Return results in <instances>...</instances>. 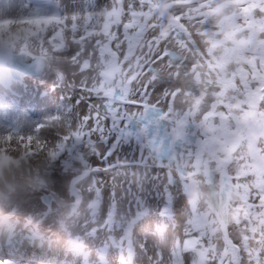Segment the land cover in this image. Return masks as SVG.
<instances>
[{
	"label": "snow or ice",
	"instance_id": "snow-or-ice-1",
	"mask_svg": "<svg viewBox=\"0 0 264 264\" xmlns=\"http://www.w3.org/2000/svg\"><path fill=\"white\" fill-rule=\"evenodd\" d=\"M21 19L43 23L21 53L63 65L71 92L27 137L65 120L48 152L70 180L69 221L123 264H264V0L0 11L5 32Z\"/></svg>",
	"mask_w": 264,
	"mask_h": 264
},
{
	"label": "rangeland",
	"instance_id": "rangeland-1",
	"mask_svg": "<svg viewBox=\"0 0 264 264\" xmlns=\"http://www.w3.org/2000/svg\"><path fill=\"white\" fill-rule=\"evenodd\" d=\"M56 3L60 5L61 10L68 9L75 11L89 4H95L96 7L105 5L107 0H57ZM27 5L32 7L30 3ZM26 10L27 8L19 9L18 6L14 4L13 0H0V11H3L6 15L18 16ZM1 53L2 52H0V73L4 74L5 79H8L10 76L1 59ZM44 72L45 71L39 75L28 76L22 82H16L19 86L18 88L22 90L24 94H20L19 91H11L9 85L6 86L0 83V122L5 128L2 131L13 130L24 134L31 133L37 124L44 122L43 115L48 114L49 118L59 116L66 109L68 95H71V92L68 93V89L64 87V91L59 94L60 100L57 96L55 98L58 104L52 103L55 100H52L48 92H46L48 91V85L44 87L41 82L39 83V81L42 80L41 77ZM51 82L52 83L49 85L52 86L55 84V86L57 85V89L62 85L56 77ZM57 82L59 83L57 84ZM36 83L39 84L37 85ZM64 99H67L66 104H59V102H63ZM51 104H54L53 107H50ZM19 110L25 111V113ZM29 117L32 118L33 121H29L31 120ZM46 195H51L53 198L50 204L44 201ZM35 197L40 205L46 209L45 211L37 210L33 212L32 209L34 208L31 203L27 201L11 208L6 214L0 215V221H2L5 226V229H3L5 240L10 242L5 245L7 249H14L20 242H25L23 239L32 238V241H35L39 238L41 240H39L38 243L32 244L34 245L33 249L29 248L34 250V252L28 251L25 255H21L25 258L13 259L9 257H0V264H87V261L92 264H123L119 249L114 245L106 244V237L102 231L101 234L99 233L100 231H98L97 238L99 235L101 237H99V239L96 238L93 246L90 247L88 243V233L91 232V229L89 230L85 224V234L80 237V234L66 227L61 230V224L63 223L61 219L62 215H56V219L48 222V215H54L53 211H50L51 208L54 205H60L58 200L59 197L55 190L40 192L36 194ZM38 211L44 212V214ZM28 212H30V215H27L29 214ZM78 238H80V241ZM53 239L54 243H51ZM63 241H65L64 244L68 253L66 259L60 262L57 258L61 252L59 251V243H63ZM69 242L72 243V246H70ZM80 242H82V244L84 243L82 247H80ZM47 243L51 244L56 249H54V253L58 252L55 254L56 257L49 255V253L51 254L50 250L52 246ZM41 255H45L46 257H42ZM30 256L33 258H29Z\"/></svg>",
	"mask_w": 264,
	"mask_h": 264
},
{
	"label": "clouds",
	"instance_id": "clouds-1",
	"mask_svg": "<svg viewBox=\"0 0 264 264\" xmlns=\"http://www.w3.org/2000/svg\"><path fill=\"white\" fill-rule=\"evenodd\" d=\"M43 27L39 20L21 19L12 23L8 32L14 34L16 47L12 49H3L0 52L5 54H20L25 47V37L29 33H35ZM8 32L0 26V35L7 36ZM36 55V48L33 46L32 53L28 56ZM52 72L57 69L64 71V66L57 64L50 67L49 62H45ZM68 119H72L71 116ZM66 122L64 119L52 120L44 126V131L38 137L28 141L30 133L20 135L3 131L0 133V215L6 214L8 210L14 208L20 203L27 202L36 194L43 191H53L57 185H62V201L67 203L71 198L68 190L70 180L62 171L60 164L54 160L48 152V147L52 140V135L66 131ZM48 133H52L51 136ZM41 143L44 147H41ZM65 209L62 215L61 230L65 227L75 231L78 223H72L67 218ZM83 213V207L81 208Z\"/></svg>",
	"mask_w": 264,
	"mask_h": 264
},
{
	"label": "bare ground",
	"instance_id": "bare-ground-1",
	"mask_svg": "<svg viewBox=\"0 0 264 264\" xmlns=\"http://www.w3.org/2000/svg\"><path fill=\"white\" fill-rule=\"evenodd\" d=\"M14 1V4H16V6H18V8L19 9H26L27 8V4L28 3H31L32 5H33V0H13ZM103 6V5H102ZM102 6H100L99 5V7H102ZM99 7H97V8H99ZM59 10V9H58ZM44 74L42 75V80H40L39 81V83L41 82V84H43L44 85V87L45 86H47L48 87V91H46V92H48V94H49V96L52 98V100L54 99L55 101H53L52 103H54V104H58L57 103V101H56V96H57V98L60 100V96H59V94H60V92H63L64 91V86H59V88L57 89V85L55 86V84H53L52 86L51 85H49V84H51L52 82V80L56 77L57 78V73H55V72H52L50 69H49V67H48V65L46 64V66H45V69H44ZM10 83H12V84H8L9 86H14L15 84L18 86V84L16 83V82H13V81H10V80H8ZM39 83H36L37 85L39 84ZM59 82H57V84H58ZM13 87V89H16V91H19V93L20 94H24L23 93V91L22 90H20L18 87ZM40 86V85H39ZM51 86V87H50ZM40 87H42V86H40ZM58 90V91H57ZM29 94V93H28ZM29 95H31V94H29ZM29 97V96H28ZM31 97V96H30ZM49 100V99H48ZM51 100V99H50ZM66 101H67V99H64V101L63 102H59V104L60 103H63L62 105H64V104H66ZM54 104H51L50 105V107H53V105ZM41 105V104H40ZM20 112H22V113H25V111H21V110H19ZM21 113V114H22ZM30 118V117H29ZM48 118H49V115L48 114H46V115H43V121L45 122L46 120H48ZM31 120H29V121H33V119L32 118H30ZM0 129H1V131L2 130H4L5 128L3 127V124L0 122ZM44 131V130H43ZM48 135L49 136H51L52 135V133H48ZM56 191V193H57V195H58V200H59V206H53L52 208H51V212L53 211V216L51 215V214H49L48 215V217H47V219H49L48 220V222H51L53 219H56L57 218V216L56 215H63V207H62V194H63V188H62V185H60V184H58L57 185V189L55 190ZM30 203H31V205H32V207L34 208V209H32L33 210V212H36L37 210H42V211H45L46 209H44L41 205H40V203L38 202V200H37V198L34 196V197H32L31 199H29L28 200ZM39 213H41V214H44V212H41V211H38ZM29 214H27V215H30V212H28ZM3 229H5V226L3 225V222L2 221H0V257H2V258H4V257H9V258H13V259H19V258H25V257H22L21 255H25L26 254V252H28V251H31V252H34V250H31V249H29V248H34V245H32V244H35V243H38V241L39 240H41V239H39V238H37L35 241H32V238L31 239H23V241H25V242H20L19 244H17V246L14 248V249H11V248H9V249H7L6 248V246L5 245H7V243H10L9 241H6L5 240V237H4V231H3ZM84 230H85V225H84V223L81 221V222H79L76 226H75V232L76 233H78V234H80V235H77V236H80V237H82V236H84V234H85V232H84ZM90 230V229H89ZM34 233V232H33ZM39 233V232H38ZM98 233V232H97ZM97 233H93L92 231L90 232V233H88V235H89V237H88V243H89V245H90V247L91 246H93V244H94V242H95V240H96V238H97ZM100 234H101V231L99 232ZM31 236V235H30ZM76 236V235H75ZM7 237V236H6ZM95 237V238H94ZM99 237H101L100 235L98 236V238L97 239H99ZM79 239V241H80V238H78ZM64 242L65 241H63V243H59V245H60V250L59 251H61L60 252V255H58V259H59V261L60 262H62L64 259H66V256H67V253H68V250H66V247H65V244H64ZM51 243H54V239L53 240H51ZM48 245H50V246H52L51 244H49V243H47ZM47 244H46V246H47ZM69 244H70V246H72V243H70L69 242ZM86 244H87V242H86ZM82 245H84V243L83 244H81V246ZM17 248V249H16ZM56 248H57V246H56ZM74 248L77 250V248L74 246ZM54 247L52 246V249L50 250L51 251V254L49 253V255L50 256H55V254H57L58 252H55L54 253ZM56 250V249H55ZM57 250H58V248H57ZM16 251V252H15ZM42 257H46L45 255H41ZM56 257V256H55ZM29 258H33V257H29ZM89 264H90V262H88Z\"/></svg>",
	"mask_w": 264,
	"mask_h": 264
},
{
	"label": "water",
	"instance_id": "water-1",
	"mask_svg": "<svg viewBox=\"0 0 264 264\" xmlns=\"http://www.w3.org/2000/svg\"><path fill=\"white\" fill-rule=\"evenodd\" d=\"M5 59L11 69L12 76L18 80H21L27 74L39 73L44 67V63L37 62L33 56H28L22 53L6 54ZM44 200L46 203L50 204L52 196L46 195Z\"/></svg>",
	"mask_w": 264,
	"mask_h": 264
}]
</instances>
